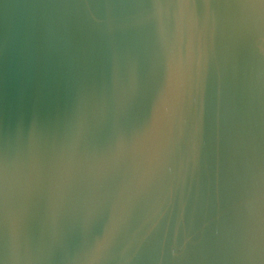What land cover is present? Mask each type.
Masks as SVG:
<instances>
[{"label": "water", "instance_id": "water-1", "mask_svg": "<svg viewBox=\"0 0 264 264\" xmlns=\"http://www.w3.org/2000/svg\"><path fill=\"white\" fill-rule=\"evenodd\" d=\"M194 3L0 0L9 264H264V14Z\"/></svg>", "mask_w": 264, "mask_h": 264}, {"label": "snow or ice", "instance_id": "snow-or-ice-1", "mask_svg": "<svg viewBox=\"0 0 264 264\" xmlns=\"http://www.w3.org/2000/svg\"><path fill=\"white\" fill-rule=\"evenodd\" d=\"M246 4H253V5H261V6H264V0H247V3ZM169 6H175L178 9H180L181 10L180 15L183 16V10L184 9H194L197 5L194 3V0H170ZM204 6L205 7H210L211 5L209 3H205ZM191 22H192L193 25L195 24V17H194V15L192 17V21ZM188 48H189V51L191 53V48H192V39H191V36L189 38ZM190 59H191V55H190L189 60ZM171 64L172 63H170V66H171ZM184 84H185V81H184V72H183V82H182V85H181L180 98L178 100H176L175 102H173L172 104H170L169 108L167 109V113H166V116L165 117H167L168 115L171 114V112H172L175 104L177 102H179V100L182 98ZM0 180H2V177H0ZM4 200H5L4 193H3L2 187H0V212L3 211ZM105 240H106V238H103L100 241H98V243L103 244L105 242ZM175 254H176V250L173 249V255H175ZM2 259H3V257H0V260H2Z\"/></svg>", "mask_w": 264, "mask_h": 264}, {"label": "clouds", "instance_id": "clouds-1", "mask_svg": "<svg viewBox=\"0 0 264 264\" xmlns=\"http://www.w3.org/2000/svg\"><path fill=\"white\" fill-rule=\"evenodd\" d=\"M242 7L246 9L256 10L258 13L264 14V6H261V5L244 4L242 5ZM4 179H5V186H6V181H7L6 174H5ZM111 235H112V232L110 230L108 233H106L104 237L106 238V240L103 244H100L97 242L95 248L92 250L89 256V264H103V261L105 259V253L107 252V249L109 247ZM0 264H9V257L5 255L3 259L0 260Z\"/></svg>", "mask_w": 264, "mask_h": 264}]
</instances>
